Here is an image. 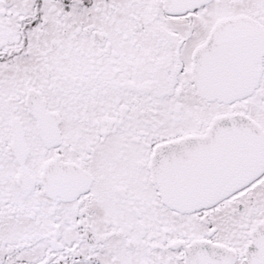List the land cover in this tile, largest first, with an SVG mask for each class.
Wrapping results in <instances>:
<instances>
[{
  "label": "snow or ice",
  "instance_id": "6c2138e0",
  "mask_svg": "<svg viewBox=\"0 0 264 264\" xmlns=\"http://www.w3.org/2000/svg\"><path fill=\"white\" fill-rule=\"evenodd\" d=\"M0 264H264V0H0Z\"/></svg>",
  "mask_w": 264,
  "mask_h": 264
}]
</instances>
